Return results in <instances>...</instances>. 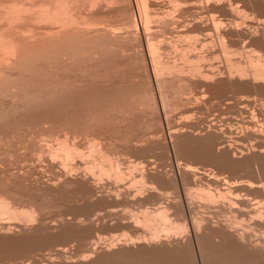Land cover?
Segmentation results:
<instances>
[{"label": "rangeland", "instance_id": "obj_1", "mask_svg": "<svg viewBox=\"0 0 264 264\" xmlns=\"http://www.w3.org/2000/svg\"><path fill=\"white\" fill-rule=\"evenodd\" d=\"M27 1L29 2V0ZM35 1L36 4L42 0ZM106 1L99 0L101 4L94 5L95 15L92 16V14L91 17L94 19L99 16L98 19L103 20L102 17L105 15L106 18L103 17L106 19L105 23L108 20L112 21L111 18H113L114 35L110 34L113 38H108V34L106 37L104 31L105 35L102 34L103 24L98 27L90 25L87 28L88 31L85 29L87 27L85 24V27L80 25L81 22L82 24L85 22L86 14L89 13L86 11L89 5L87 4L86 8V3H82L81 0L82 4L79 1L77 4L79 7L80 4L83 5V8L80 9L85 7L86 18L84 17L83 21L80 14L78 17H73L74 13L79 11L77 9L79 7H76L77 4L74 5L73 2V8L69 0L71 5V8L69 7L71 11L70 9L69 11L71 13L74 11L69 16L71 19L72 17L73 19L77 18L72 19L71 28L69 25L67 29L71 30L75 27L77 30L73 28V31L78 32V28H81L91 34L90 31L95 33L100 28L102 29L100 34L108 38V43L112 39L110 40L111 46L113 45V47L110 46L111 50L108 47L107 51L104 46L102 49L101 45L98 47L94 41L90 44L98 47L94 51L92 50V52H96L93 55L95 60L90 58L83 60L80 56L82 59L80 61L78 59L75 64H73L75 60L71 64L65 61H59L58 64H30L25 67L24 72L26 73L27 68H31L28 70L31 75L27 73L28 75L23 74L25 77L22 76V79H26L27 83L31 81L30 85L25 81L24 85L21 84L22 80L16 76L18 71L15 73L12 69L8 70L9 72L13 71L10 73L15 82L11 80L10 75L8 77L4 75L12 83H9L10 80L7 83L5 77L3 80L6 82L3 81L0 86V200L4 201L9 208L6 210L0 205V264H50L49 262L51 264H96L98 260L97 264H99L102 258L109 261L108 264H113L111 263L113 254L116 256L119 254L118 252L128 251L134 254L135 251L137 254L139 249L144 248L145 251L146 249L148 251L152 247L164 246L166 240L171 238L163 230L162 224L165 222L157 216L145 225L147 221L144 219L148 216L145 210L146 206L151 207L152 201L149 197L159 185V183L156 184V180H153L154 176L158 175L165 181L178 179V175L181 174L179 169L184 167L183 164L189 163V167L194 165L193 169H197L196 164L199 166L198 168L212 170L213 173L218 172V174L220 172L230 182L244 181V184L238 185L237 183L235 186H231L232 191L237 190L238 194L243 191L246 179L247 181L255 180V176H252L256 171L254 167H250V171L252 169L255 171L252 170L253 174L249 175L248 171L244 169L221 170L217 163L212 161L189 155H187L188 157L186 155L178 156L179 152L174 145L175 137L173 136H180L183 133L186 135L187 131L189 134L192 131L194 134L195 131V134L197 133L195 136L199 137L200 135L202 138L213 135L212 140L208 141L209 144L207 143V149H205L206 147L201 148L198 150L199 153L200 150L201 153H204L212 147L215 149L216 143L223 141L224 145H229L228 148L230 147L232 154L234 151L233 160L240 163L245 162L254 153L253 151H258L256 144L261 145L262 143L259 144L261 140L257 141L256 139L255 142L247 136L249 135L247 131L250 132L255 127L264 129V93H261L262 90L261 92L258 90L259 84V87L264 88V84L261 86L264 82L259 83L262 78H258L262 75L259 72L264 74V46H262L264 44L261 43H264V0H197L198 4L196 0V4L189 0L192 5L188 4V0ZM24 2L28 3L26 0ZM181 2L184 3L181 4ZM99 4L102 5L100 7L103 10H100ZM103 6L104 8H102ZM92 7H90L91 11L90 8L88 9L91 13H93ZM96 7H99V12ZM72 8H76V10ZM104 11L110 13L106 12L102 15V12L105 13ZM137 13H140L142 17L146 16L144 24L143 21L141 23L137 20ZM132 16H135L139 28L133 26L132 31L128 26L130 30L126 27V34L125 24L133 25V22H130L133 20ZM79 17L80 24L78 23ZM1 21L0 24L3 26V22L6 20ZM187 21L195 22L194 25L192 23L190 25ZM101 22L104 23V21ZM31 23L44 29L48 25L51 26L46 21L28 22V24ZM187 23L189 29L186 27ZM72 24L75 26L72 27ZM76 24L80 26L76 27ZM1 25L0 27H2ZM31 25L26 26L31 27ZM145 25L147 29L144 28V30ZM58 26L59 24L55 25L56 30ZM96 27L98 29L95 30ZM51 28L53 31L54 27ZM98 34L97 37L101 36ZM104 41L106 42V40H101L100 44H103ZM99 48L102 50H98ZM99 55L101 56L99 57ZM252 67L254 68L252 69ZM256 73L259 76L255 78L254 76L258 75ZM155 77L161 81L163 86L165 85L163 80L168 83L165 82V86L168 88L161 86L165 97L164 102L168 103H165L166 111L161 106ZM17 80L20 81V86H24L23 88L26 89H24V93L22 92L23 88L20 87V90L19 85H16L18 84ZM254 80L258 82H254ZM4 82L12 85L11 88ZM178 82H180V86L183 85L180 87L178 84L179 89L182 88V92L178 90L180 93H183L185 85L189 87L186 88L187 91L184 89V96L180 93L177 96L176 91L173 90H177ZM3 83L4 88L2 87ZM58 83L60 84L58 85ZM230 83L234 85L230 87ZM172 84L175 88L172 87ZM220 84L222 85L219 86ZM238 84L244 85V88ZM245 84H248L247 88ZM207 86L210 88L208 89ZM222 86L224 89H221ZM5 88L9 94L3 90ZM71 89L72 91H70ZM2 94L3 96H1ZM26 96L27 98H25ZM242 99L248 100L250 103L244 101L242 105ZM246 103L248 105L244 106ZM261 108L262 111H260ZM258 110L262 113L261 116L260 112H257ZM249 124L252 126H248L247 129ZM186 126L189 129L185 131ZM171 131H173L172 134ZM262 136L264 137V135ZM150 137L153 139L151 138L152 140L149 141ZM237 147L238 151L243 149L244 154L240 155L236 150ZM216 154L220 155V152L216 150ZM186 168L188 169V166ZM241 184L242 188H240ZM233 186L236 187L235 190ZM99 209L100 212L97 211ZM103 209L104 211H102ZM107 213L109 214L107 215ZM95 215H99L100 219ZM141 217L143 220H140ZM75 218L77 219L75 220ZM153 221H156L157 228ZM4 226H6V230L2 229ZM152 227H155L154 229L158 233ZM160 227L164 232L160 230ZM69 229L71 232H76V235L73 237L64 235L66 239L60 237L65 230ZM151 230L156 233L153 234V237L150 235V233L152 234ZM81 235L86 236L85 241L88 242L84 241L86 246L82 245L84 242L81 244L82 238H79ZM42 240L44 246H42L43 243H40ZM38 242L39 244H37ZM152 242L158 244L151 245ZM92 246L95 248L92 249ZM85 247L91 248L92 251L90 249L86 251ZM59 251L61 255L58 254ZM87 252L92 254L89 256ZM107 262L105 263L107 264ZM105 263L101 262V264Z\"/></svg>", "mask_w": 264, "mask_h": 264}, {"label": "bare ground", "instance_id": "obj_2", "mask_svg": "<svg viewBox=\"0 0 264 264\" xmlns=\"http://www.w3.org/2000/svg\"><path fill=\"white\" fill-rule=\"evenodd\" d=\"M7 1V2H6ZM25 0H0V21L2 19H5L6 22H3V26L0 27V86L1 83L3 81H5L7 79V83L9 82L8 80H10L9 78H7L10 75L11 78V71H15V73H17L16 71H18V75L19 76L17 78H20L19 80L21 81V84H23V82L26 80L22 79V76L25 77L23 74H30V72L27 71L26 73L24 72V70H26L25 67H28V65L30 66V64H58L59 61H65L68 62L69 64H71V62H73V60H75V62H73V64L76 63V61H80V59L85 58V60L87 59H94L96 52H92V50L94 51V49L100 47V45L102 46L101 48L103 49L104 47L107 48L108 51V47L110 49L111 43H110V39L109 43L107 42L108 38L112 37V35L110 36V34H113V18H111L112 21H109L107 18V23H105L106 19H104L103 17H105L104 14H106V12L108 11H104L105 13L102 12V15H104L102 17L103 20L98 19L99 16L96 18V20H94L92 16H94V5L100 3L99 0H81L82 3H86V8L87 6L90 8H93V13H91L90 11L92 10L91 8L89 9L90 11H88V9L86 10L85 7L84 9H80L83 8V5H81L82 3L80 2V0H73L72 3L74 2V5L78 3L80 4L76 7H79L77 9H79V11H77L76 13H74L75 16H79L78 14H80V17H82L81 19L83 20L85 17V10L87 11L88 14H86L87 19H84L85 22L82 24L79 23V21L81 20L79 17L78 23L80 25H83L85 27V25L87 26L85 29L87 30V28L91 25H93L92 27L96 26H102L101 24H103V30L99 28V31L96 30L98 29L97 27L95 28L97 34L94 35L95 33L92 31H90L91 34H88L87 31H85V29L81 30V28H78V32H74L73 31V25L72 24V29L69 30L67 29L68 26L72 23V19L69 16L70 14H72L74 11H71V0L69 3V0H42L41 2L43 3H36L35 4V0H29V2L26 0V3L24 2ZM45 1V2H44ZM103 1V0H101ZM105 2H107L106 0H104ZM113 2V0H111ZM189 1V0H188ZM194 1L193 3H195V0H191ZM204 1V0H203ZM262 1V0H261ZM76 2V3H75ZM111 2V3H112ZM208 2V1H207ZM256 2V1H255ZM71 3V4H72ZM104 3V2H102ZM184 3V2H183ZM181 2V4H183ZM188 3V2H186ZM196 3L198 4L199 2L196 0ZM195 3V4H196ZM88 4V5H87ZM101 4V3H100ZM99 4V7L102 6ZM145 4V3H144ZM188 4H191L190 1ZM194 4V5H195ZM201 4V3H200ZM70 5V6H69ZM74 5L72 4V7L74 8ZM143 5V4H142ZM185 5V4H184ZM192 5V4H191ZM193 5V6H194ZM82 6V7H81ZM144 6V5H143ZM262 6V5H261ZM70 7V8H69ZM99 7L96 9L97 12H99ZM108 7V6H107ZM106 7V8H107ZM191 7V6H189ZM195 7V6H194ZM207 7V6H206ZM259 7V6H258ZM72 8V9H73ZM104 8V6L102 7ZM139 8V7H138ZM188 8V6H187ZM196 8V7H195ZM199 8V7H198ZM70 9V11H69ZM189 9V8H188ZM233 9V8H232ZM73 10H76L73 9ZM81 10V11H80ZM83 10V11H82ZM108 10V9H107ZM137 10V8H136ZM263 10H264V6H263ZM110 11V10H109ZM112 11V10H111ZM231 11V10H230ZM80 12H83L82 14ZM85 12V13H84ZM262 12V11H261ZM110 13V12H108ZM126 14V13H125ZM143 14V13H142ZM147 14V13H146ZM145 14V15H146ZM100 15V13H99ZM107 16V15H106ZM113 17V14L111 15ZM76 17V18H77ZM89 17V18H88ZM101 17V15H100ZM127 17V15H126ZM131 17V16H130ZM137 17H138V21L144 24V21H146V16L142 17V15L140 13H137ZM136 17V18H137ZM75 18V19H76ZM86 18V17H85ZM92 18V19H91ZM106 18V17H105ZM110 18V17H109ZM73 19V20H75ZM133 19V20H132ZM132 24H125V28L124 30L126 31V27L129 28L133 31V26H137L136 21H135V16H132ZM2 20V21H5ZM83 20V21H84ZM148 20V19H147ZM213 20V19H212ZM1 21V22H2ZM31 21L33 22H40V21H46L48 22L51 26H44L45 29L43 27H38L35 26L34 24H28V22L30 23ZM100 23H99V22ZM101 21H104V23H102ZM137 21V23H138ZM193 21V19H192ZM189 22L187 21L189 24L190 23H194V22ZM52 22V23H50ZM111 22V23H109ZM186 22V21H185ZM201 22V21H200ZM56 23V24H55ZM77 23V24H78ZM178 23V22H177ZM187 23V28L189 27ZM197 23V21H196ZM212 23V22H211ZM52 24H59L58 29L56 30L55 25L53 26ZM76 27H79L80 25ZM85 24V25H84ZM100 24V25H99ZM215 24V23H214ZM26 25L31 27L33 26V28L31 27H27ZM44 25V24H43ZM141 25V24H140ZM148 25V24H146ZM146 25L144 28H146ZM185 25V24H184ZM191 25V24H190ZM194 25V24H193ZM192 25V27H193ZM196 25V24H195ZM35 26V28H34ZM82 26V28H83ZM131 26V27H130ZM144 26V25H143ZM180 26V25H179ZM182 26V25H181ZM216 26V25H214ZM239 26V25H238ZM51 27H54L53 31ZM71 28V25L69 26ZM138 27V26H137ZM142 27V26H141ZM39 28V29H38ZM119 28V27H118ZM123 28V27H122ZM128 28V29H129ZM135 28V27H134ZM139 28V27H138ZM183 28V27H181ZM41 29V30H40ZM121 29V28H120ZM129 29V30H130ZM137 29V28H136ZM147 29V28H146ZM189 29V28H188ZM56 30V31H54ZM75 30H77V28H75ZM81 30V31H79ZM93 30V28H92ZM94 30V31H95ZM102 30V34L105 35L106 37L108 36V38L103 37L101 33ZM128 30V33H129ZM135 30V29H134ZM145 30V29H144ZM98 31V32H97ZM103 31L105 32V34L103 33ZM136 31V30H135ZM264 32V30H263ZM93 33V34H92ZM125 33V32H124ZM108 34V35H107ZM127 34V31H126ZM146 34V33H145ZM151 34V33H150ZM89 35H92L91 37ZM114 35V34H113ZM95 36V37H93ZM127 36V35H126ZM136 36V35H135ZM93 37V38H92ZM116 37V36H115ZM92 41V39H94ZM98 39V41L96 42V40ZM106 40V42L103 44L101 43V40ZM104 38V39H103ZM113 38V37H112ZM145 38V37H144ZM139 39V38H138ZM96 43H95V42ZM100 41V42H99ZM117 41V40H116ZM119 41V40H118ZM117 41V42H118ZM131 41H133V39L131 38ZM134 41H135V37H134ZM263 41V40H261ZM94 42V44H97L98 47L94 44H90ZM259 42V41H258ZM113 43V41H112ZM257 43V42H256ZM260 43V42H259ZM262 44H264L263 42H261ZM119 44V43H118ZM261 44V45H262ZM94 45V46H93ZM116 45V44H115ZM122 45V44H120ZM131 45V43H130ZM152 45V44H151ZM257 45V44H255ZM259 45V44H258ZM104 46V47H103ZM119 46V45H118ZM124 46V45H123ZM141 46V45H140ZM153 46V45H152ZM264 46V45H262ZM113 47V45L111 46ZM117 47V45H116ZM115 47V48H116ZM122 47V46H120ZM127 47V46H126ZM102 49H98V50H102ZM120 49V48H119ZM133 49V48H132ZM111 50V49H110ZM115 50V49H114ZM123 50V49H122ZM152 50V49H151ZM127 51V50H126ZM200 51V50H199ZM105 53V51H103ZM124 52V51H123ZM157 52V51H156ZM202 52V51H201ZM98 53V52H97ZM101 53V52H100ZM151 53V52H150ZM87 54V55H86ZM106 54V53H105ZM153 54V53H152ZM202 54V53H201ZM109 55V54H108ZM82 56V58L80 57ZM98 56V54H97ZM101 55H99L100 57ZM131 56V55H130ZM136 56V55H135ZM144 56V55H143ZM205 56V55H204ZM80 57V58H79ZM99 57H97V59H99ZM131 58V57H130ZM159 58V57H158ZM202 58V57H201ZM106 59V58H105ZM139 59V58H138ZM207 59V58H206ZM95 60V59H94ZM101 60V59H100ZM104 60V59H103ZM102 60V61H103ZM153 60V59H152ZM157 60V59H156ZM250 60V58H249ZM264 60V59H263ZM70 61V62H69ZM99 61V60H98ZM135 61V60H134ZM139 61V60H138ZM253 61V60H252ZM87 62V61H86ZM94 63H96L95 61H93ZM153 62V61H152ZM230 62V61H229ZM250 62V61H249ZM249 62H247L249 64ZM262 62V61H261ZM82 63V61H81ZM89 63H91L89 61ZM106 63V62H105ZM163 63V62H162ZM252 63V62H250ZM62 64V63H61ZM64 64V63H63ZM86 64V63H85ZM240 64V63H239ZM142 65V64H141ZM159 65V64H158ZM251 65V64H250ZM256 65V63H255ZM37 66V65H36ZM264 66V65H263ZM155 67V65H154ZM238 67V66H237ZM240 67V66H239ZM255 67V66H254ZM252 67V69L254 68ZM264 68V67H263ZM9 69H12L10 72L8 71ZM242 69V68H240ZM208 70V69H207ZM245 70V69H244ZM251 70V69H250ZM8 71V72H7ZM12 71V73H13ZM157 71V70H156ZM248 71V70H247ZM256 71V70H255ZM263 71V70H262ZM241 72V71H240ZM257 72H259L257 70ZM28 73V74H27ZM254 74V72H251ZM262 75L259 76L258 75H253L255 78L257 76H259L258 78H262L260 81L259 79H257L260 82H264L263 78H264V74L262 72H259ZM239 74V73H238ZM4 75H7L4 76ZM15 75V74H14ZM31 75V74H30ZM29 75V76H30ZM158 75V74H157ZM213 75V74H212ZM211 75V76H212ZM240 75V74H239ZM245 75V74H244ZM247 76V75H246ZM6 77V78H5ZM13 77V76H12ZM28 77V76H27ZM26 77V78H27ZM35 77V76H34ZM37 77V76H36ZM158 77V76H157ZM155 81L156 84V88L158 90V95H159V99L161 102V106L162 109L165 110V106L166 102H164V95L161 91V86L164 87L166 85V81L163 80V84H165L164 86L162 85V83H160L161 81L157 80ZM220 77V76H219ZM252 77V76H251ZM5 78V80H3ZM180 78V77H179ZM159 79V78H158ZM164 79V78H163ZM232 79V78H231ZM240 79V78H239ZM254 79V78H253ZM12 80V78H11ZM10 80V81H11ZM162 80V79H161ZM166 80V79H165ZM168 80V79H167ZM241 80V79H240ZM239 80V81H240ZM244 80V79H243ZM247 80V78H246ZM257 80H254V82H258ZM13 81V80H12ZM9 82V83H12ZM20 81H16L18 84H16L17 86L19 85L18 88L22 87L20 86ZM29 81V80H28ZM250 81V80H249ZM6 82V81H5ZM4 82V83H5ZM15 82V81H13ZM31 82V81H30ZM30 82L27 83V81H25V83H27L28 85H30ZM48 82V80H47ZM50 82V81H49ZM166 82V83H165ZM176 82V81H175ZM173 82V83H175ZM181 82V81H180ZM180 82L177 83L176 89H173L174 91H176V95L178 96V93L182 92V88L179 89L180 87ZM4 83L2 84V87L4 85ZM34 83V82H33ZM39 83V82H38ZM37 83V84H38ZM57 83V82H56ZM172 83V82H171ZM185 83V82H184ZM188 83V82H187ZM258 83V84H259ZM35 84V83H34ZM54 84V83H53ZM60 83H58L59 85ZM86 84V82H85ZM100 84V83H99ZM168 84V83H167ZM176 84V83H175ZM179 84V86H178ZM257 84V83H256ZM264 83H262L261 86H263ZM5 85H9L6 84ZM15 85V83H14ZM24 85V84H23ZM57 85V84H56ZM82 85V84H81ZM92 85V84H91ZM173 85V84H172ZM222 84H220L219 86H221ZM225 85V84H223ZM232 85H234L233 83H230V87H232ZM236 85V84H235ZM239 85V84H238ZM246 88L248 86V84H245ZM253 85V84H250ZM6 86V87H7ZM12 86V85H11ZM11 86L9 85L8 87L11 88ZM16 86V87H17ZM26 86V85H25ZM36 86V85H35ZM43 86V85H42ZM50 86V85H49ZM80 86V85H79ZM78 86V87H79ZM86 86V85H85ZM84 86V87H85ZM89 86V85H88ZM87 86V87H88ZM228 86V85H227ZM240 86V85H239ZM244 88V85H241L240 87ZM255 86V85H254ZM258 86V85H257ZM256 86V87H257ZM260 86V84H259ZM258 86V90H261L264 93V88L263 87H259ZM7 87V88H8ZM14 87V86H13ZM24 87V86H23ZM22 87V88H23ZM30 87V86H29ZM38 87V86H37ZM53 87V86H52ZM81 87V86H80ZM94 87V86H93ZM166 87V86H165ZM174 87V85L172 86ZM178 87V88H177ZM185 87V88H184ZM183 88L186 90V85ZM204 87V86H203ZM215 87V86H214ZM223 87V86H222ZM239 87V88H240ZM255 87V88H256ZM1 88V87H0ZM4 88V87H3ZM3 89L5 92H8V90L6 91V89ZM9 88V90H11ZM35 88V87H34ZM60 88V87H59ZM77 88V87H76ZM86 88V87H85ZM84 88V89H85ZM110 88V87H109ZM108 88V89H109ZM168 88V87H166ZM175 88V87H174ZM206 88V86H205ZM208 88V86H207ZM210 88V87H209ZM208 88V89H209ZM213 88V87H212ZM229 88V86H228ZM17 89V88H16ZM25 88H23L22 92L24 93ZM29 89V88H28ZM36 89V88H35ZM42 89V88H41ZM107 89V87H106ZM184 89H183V93H180L181 95L184 94ZM218 89V88H217ZM221 89H224L221 88ZM220 89V90H221ZM238 89V88H237ZM2 90V91H3ZM21 90V88H20ZM26 90V89H25ZM33 90V89H32ZM44 90V89H43ZM58 90V89H57ZM77 90V89H76ZM81 90V89H80ZM86 90V89H85ZM113 90V89H111ZM145 90V89H144ZM147 90V89H146ZM180 90V92L178 91ZM189 90V89H188ZM17 91V90H16ZM15 91V92H16ZM37 91V90H36ZM41 91V90H40ZM47 91V90H46ZM72 91V89L70 90ZM83 91V90H81ZM90 91V90H89ZM109 91V90H108ZM255 91V89H254ZM21 92V93H22ZM29 92V91H28ZM33 92V91H32ZM43 92V91H41ZM54 92V91H53ZM60 92V91H59ZM257 92V89H256ZM12 93V92H11ZM20 93V94H21ZM46 93V92H45ZM58 93V92H57ZM61 93V92H60ZM1 94V93H0ZM3 94H7V93H3ZM3 94L1 96H3ZM9 94V92H8ZM14 94V93H13ZM36 94V93H35ZM38 94V93H37ZM49 94V93H48ZM165 94V93H164ZM174 95V93H172ZM179 94V96H180ZM259 94V93H258ZM28 95V94H27ZM137 95V94H136ZM143 95V94H142ZM146 95V94H145ZM187 95V94H186ZM25 96V95H24ZM31 96V95H29ZM29 96H28V100H29ZM176 96V97H177ZM184 96V95H183ZM188 96V95H187ZM251 96V95H249ZM37 97V96H35ZM143 97V96H142ZM182 97V96H181ZM180 97V98H181ZM189 97V96H188ZM24 98V97H23ZM27 98V96L25 97ZM24 98V99H25ZM39 98V96H38ZM49 98V97H48ZM138 98V97H137ZM243 98V97H241ZM245 98V97H244ZM22 99V100H24ZM32 99V97H31ZM176 99V98H175ZM178 99V98H177ZM188 99V98H187ZM248 99V97H247ZM26 100V99H25ZM33 100V99H32ZM37 100V99H36ZM243 102L241 101L242 105L244 104L245 99H242ZM249 100V99H248ZM248 100H246L245 102H248ZM263 100V99H262ZM19 101V100H18ZM151 101V100H150ZM250 101V100H249ZM189 102V101H188ZM260 102H262L260 100ZM147 103V102H145ZM155 103V102H154ZM166 103V104H165ZM250 103V102H248ZM7 104V103H6ZM143 104V103H142ZM264 104V102H263ZM241 105V106H242ZM248 104L246 103L247 106ZM17 106V104H16ZM19 106V105H18ZM21 106V105H20ZM152 106V105H151ZM167 107V106H166ZM153 108V106L151 107ZM243 108V107H242ZM248 108V107H246ZM144 109V108H143ZM260 109V108H259ZM240 110V109H239ZM264 110V108H263ZM244 111V109H243ZM247 111V110H245ZM262 111V108L261 110ZM259 110L257 112H260ZM241 112V111H240ZM252 112V111H251ZM264 112V111H263ZM246 113V112H245ZM165 114V113H164ZM252 114V113H250ZM261 112H260V116H261ZM166 115V114H165ZM258 115V114H257ZM253 116V115H252ZM259 116V117H260ZM264 116V115H263ZM256 117V115H255ZM253 117V118H255ZM257 118V117H256ZM262 117H260L261 119ZM252 119V118H251ZM250 120V119H249ZM258 120V119H257ZM263 120V119H261ZM260 120V121H261ZM253 121V119H252ZM252 121H250V123H253ZM264 122V121H263ZM259 123V122H258ZM262 123V122H260ZM214 124V123H213ZM256 124V123H255ZM255 124H253L255 126ZM263 124V123H262ZM258 125V124H256ZM261 125V124H260ZM248 126H252V125H247V129ZM264 126V124H263ZM261 127V126H260ZM185 128V127H184ZM184 128H183V132H184ZM187 128V126H186ZM254 128V127H251ZM250 128V129H251ZM259 127H255V129L250 130V132L247 131V134L249 133V135H247L249 138H251L252 140H254L256 142L260 141V143H262L261 145H257L258 151L256 152L253 151L254 153L248 157V159L245 160V162L240 163L238 161L233 160V158L235 157L234 151L233 154L231 153V149L230 147L228 148V146L224 145L225 143L223 141H220L218 143H216L215 149L210 148L208 149L206 152L201 153L202 151L200 150L199 153V149L201 148H205L207 149V143L209 144V140H212V138L214 137L213 135H210L207 138H202L195 136V131L193 134V131L190 128V134L187 131V134L185 135V133H183L182 135L180 134L177 136H173L175 137V147L178 150V156L180 155H186V157H188L187 155L194 156L195 158H202L205 159L206 161H212L217 163L218 167L221 170H237V169H244L245 171H248L249 175H252L253 173L250 171V167H254L253 170L255 171V174H253L252 176H255V180L251 181L250 179L247 181L246 179V183L245 186L243 188V191L239 192L235 190L236 187H234L237 183L238 185L240 183L244 184L241 180L240 182L238 181H232L230 182L227 177H224L223 174H218L217 173H213V171H207L204 169H202L201 167L198 168L199 166L195 164V166H197V169H193L192 166L194 165H190L191 167H189V163L183 164V168L179 169L180 170V175L178 179H173V180H164L162 177L155 175L153 180L157 181L156 184L159 183V185H161L160 187L157 186V189L155 188L154 192L152 195H150L149 199L151 202V207H147L146 206V210L145 212L147 213V217L146 219H144V221H147L145 223V225L147 223H149L150 221H152V218H156L157 216H159L160 220H162L163 222H165L164 224H162L163 226V230H165V232L171 236V238H169V240H166V244L164 246L160 245V248L157 247H152L150 248L148 251L146 249H139V252H136L137 254H134L133 252L130 253L128 251L126 252H118L114 257L112 258L111 263L113 264H264V137L262 135L263 134V130L264 129H256ZM189 128L185 129L188 130ZM246 129V130H247ZM206 130V129H205ZM170 131V130H169ZM216 131V130H215ZM173 131H171L172 134ZM181 132V131H180ZM211 132V131H210ZM177 133L179 134V131H177ZM174 134V133H173ZM176 134V132H175ZM174 134V135H175ZM208 134V133H207ZM219 134V133H218ZM209 135V134H208ZM222 135V134H221ZM219 136V135H218ZM154 137V136H152ZM149 138L150 139L152 138ZM75 138V137H74ZM223 138V137H222ZM221 138V139H222ZM245 138V137H244ZM145 139V138H144ZM153 139V138H152ZM151 139V140H152ZM220 139V138H219ZM260 139V140H258ZM63 140V139H62ZM68 140V139H67ZM74 140V139H72ZM147 140V139H146ZM263 140V142H262ZM111 141V140H110ZM144 141V140H143ZM147 141V142H149ZM154 141V140H153ZM253 141V142H254ZM104 142V141H103ZM140 142V141H139ZM145 142V141H144ZM156 142V141H155ZM174 142V141H172ZM246 143V142H245ZM258 143V142H257ZM137 144V143H136ZM173 144V143H172ZM211 144V141H210ZM241 144V143H240ZM112 145V144H111ZM247 145V144H246ZM254 145V146H256ZM65 146V145H64ZM63 146V149H64ZM67 146V145H66ZM91 146V145H90ZM114 147V145H112ZM123 146V145H122ZM127 146V145H126ZM131 146V145H130ZM133 146V145H132ZM153 146V145H152ZM173 146V145H172ZM209 146V145H208ZM103 147V146H102ZM174 147V148H175ZM236 147V146H235ZM250 147V146H249ZM253 147V146H252ZM70 148V147H69ZM101 148V147H100ZM111 148V147H110ZM173 148V147H172ZM241 148V147H240ZM95 149V148H94ZM99 149V148H98ZM109 149V148H108ZM131 149V148H130ZM134 149V148H133ZM139 149V148H138ZM233 149V148H232ZM238 149V147L236 148V150ZM103 150V149H102ZM111 150V149H110ZM175 150V149H174ZM216 150L218 152H220V155L216 154ZM235 150V149H234ZM243 149L241 150H237L239 152V154H244ZM245 150V149H244ZM254 150V149H251ZM67 151V149H66ZM108 151V150H107ZM106 151V152H107ZM143 151V150H142ZM236 151V152H237ZM131 152V151H130ZM144 152V151H143ZM148 152V151H147ZM175 152V151H174ZM177 152V151H176ZM247 152V151H246ZM256 152V154H255ZM70 153V152H69ZM97 154V153H96ZM100 154V153H98ZM111 154V153H110ZM145 154V153H144ZM251 154V153H250ZM73 155V154H72ZM103 155V154H102ZM238 155V154H237ZM177 156V157H178ZM64 157V156H63ZM67 157V156H66ZM96 157V156H95ZM110 157V155H109ZM194 157L192 158L194 160ZM237 157V156H236ZM108 158V157H107ZM98 159V158H97ZM191 159V158H190ZM82 160V159H81ZM168 160V159H167ZM93 161V160H92ZM91 161V162H92ZM170 161V160H169ZM183 161V160H182ZM86 162V161H85ZM98 162V160H97ZM103 162V161H102ZM187 162V161H186ZM66 163V162H65ZM96 163V162H95ZM101 163V162H100ZM178 163V162H177ZM182 163V162H181ZM199 163V162H198ZM201 163V162H200ZM102 164V163H101ZM61 165V164H60ZM65 165V164H64ZM95 165V164H94ZM71 166V165H70ZM107 166V165H106ZM109 166V165H108ZM112 166V164H111ZM173 166V165H172ZM188 166V169L185 167ZM97 167V165H96ZM104 167V166H103ZM102 167V168H103ZM114 167V166H113ZM204 167V166H203ZM89 168V167H88ZM87 168V169H88ZM100 168V169H102ZM115 168V167H114ZM119 168V167H118ZM195 168V167H194ZM109 169V168H108ZM113 169V168H112ZM185 169V170H184ZM71 170V169H70ZM82 170V169H81ZM104 170V169H103ZM178 170V171H179ZM94 171V170H93ZM96 171V170H95ZM109 171V170H108ZM182 171V172H181ZM186 171V172H185ZM238 171V170H237ZM61 172V171H60ZM114 172V171H113ZM163 173V172H162ZM117 174V171H116ZM119 174V173H118ZM122 174V173H121ZM164 174V173H163ZM246 174V172H245ZM165 175V174H164ZM95 176V175H94ZM118 176V175H117ZM152 176V175H151ZM162 176V175H161ZM70 177V176H69ZM251 177V176H250ZM63 178V177H62ZM165 178V177H164ZM229 178V177H228ZM93 179V177H92ZM91 179V180H92ZM61 180V179H60ZM65 180V179H64ZM84 180V179H83ZM57 181V180H56ZM55 182V181H54ZM87 182V181H86ZM58 183V181H57ZM52 184V183H51ZM59 184V183H58ZM78 184V183H77ZM93 184V183H92ZM242 184L240 185V188H242ZM232 185H234V190L232 191ZM64 186V185H63ZM242 186V187H241ZM151 187V186H150ZM68 188V187H67ZM96 188V187H95ZM66 189V188H65ZM70 189V188H69ZM153 189V188H152ZM59 190V189H58ZM61 191V190H60ZM59 191V192H60ZM64 191V188H63ZM77 192V191H76ZM84 192V191H83ZM82 192V193H83ZM64 193V192H63ZM91 193V192H89ZM78 194V193H77ZM81 194V193H80ZM88 194V193H87ZM57 195V194H56ZM82 195V194H81ZM96 195H98L96 193ZM107 195V194H106ZM70 196V195H69ZM76 196V195H75ZM80 196V195H79ZM103 196V195H102ZM65 197V196H64ZM112 198V197H111ZM15 199V198H14ZM7 200V198H6ZM101 200V199H100ZM76 201V200H75ZM82 201V200H81ZM149 201V202H150ZM0 205L1 207L3 206V208L6 210H9L8 205L4 203V201L0 200ZM14 204V203H12ZM43 204V203H42ZM96 205V204H95ZM10 206V205H9ZM13 206V205H12ZM15 207V206H14ZM13 207V209H14ZM102 208V207H101ZM108 208V207H107ZM17 209V208H16ZM90 209V207H89ZM76 210V209H75ZM152 210V211H151ZM5 211V210H4ZM71 211V210H70ZM92 211V210H91ZM96 211V210H95ZM100 212V209L97 210ZM104 211V209L102 210ZM11 212V211H10ZM23 212V211H22ZM14 213V211H13ZM96 213V212H95ZM98 213V212H97ZM96 213V214H97ZM111 213V211H110ZM31 214V213H30ZM101 214V213H99ZM109 213H107L108 215ZM93 215V214H92ZM106 215V214H105ZM143 215H146L143 213ZM19 216V215H18ZM26 216V215H25ZM96 217H98V219H100L99 215H95ZM93 216V217H95ZM104 216V215H103ZM17 217V216H16ZM91 217V216H90ZM109 217V216H108ZM21 218V217H20ZM139 218V217H138ZM15 219V218H14ZM77 218H75L76 220ZM104 219V218H103ZM131 219V218H130ZM134 219V218H132ZM93 220V219H92ZM138 220V219H137ZM140 220H143L142 217ZM159 220V219H158ZM157 220V221H158ZM18 221V220H17ZM21 221V220H20ZM79 221V219H78ZM81 221V220H80ZM84 221V220H83ZM82 221V222H83ZM94 221V220H93ZM136 223V220H134ZM160 221V222H162ZM73 222V221H72ZM86 222V221H85ZM143 222V221H142ZM154 226L156 227V221ZM162 222V223H163ZM76 223V222H75ZM88 223V222H87ZM18 224V223H17ZM142 224V223H141ZM152 224V223H151ZM150 224V226H152ZM10 225V224H9ZM19 226V224H18ZM22 226V225H21ZM53 226V225H52ZM149 226V225H147ZM146 226V227H147ZM6 226H4L2 229H7L5 228ZM8 227V226H7ZM10 227V226H9ZM8 227V228H9ZM74 227V226H73ZM154 227V228H155ZM14 228V227H13ZM153 228V227H152ZM150 228V229H152ZM153 228V229H154ZM157 228V227H156ZM159 228V227H158ZM49 229V228H48ZM90 229V227H89ZM144 229V227H143ZM11 230V229H10ZM17 230V229H16ZM86 230V229H85ZM155 230V229H154ZM160 230L161 227H160ZM159 230V231H160ZM162 230V231H163ZM150 233V235L156 234ZM150 231V232H151ZM183 231H186V233H183ZM51 232V231H50ZM87 232V231H86ZM164 232V231H163ZM89 233V232H87ZM146 233V232H145ZM149 233V232H148ZM7 234V233H6ZM92 234V233H91ZM42 235V234H41ZM64 235L66 237H73L74 235H76V232H71L70 229L69 230H65L63 232V234L60 236L62 238H65ZM165 235V234H164ZM28 236V235H27ZM40 236V235H39ZM47 236V235H46ZM100 236V235H99ZM144 236V235H143ZM158 236V235H157ZM156 236V237H157ZM160 236V235H159ZM77 237V236H76ZM98 237V235H97ZM151 237V236H149ZM155 237V235H154ZM82 238V242L80 239L81 244L85 241L86 236L81 235ZM143 238V237H142ZM141 238V239H142ZM145 238V237H144ZM25 239V238H24ZM41 239V238H40ZM47 239V238H46ZM45 239V240H46ZM57 239V238H56ZM78 239V237L76 238ZM137 239V238H136ZM139 239V238H138ZM152 239V238H151ZM154 239V238H153ZM21 240V239H20ZM61 239H59V242ZM68 240V239H67ZM93 240V239H92ZM100 240V239H99ZM129 240V239H128ZM135 240V238H134ZM146 240V239H145ZM149 240V239H148ZM147 240V241H148ZM32 241V240H31ZM34 241V240H33ZM48 241V240H47ZM89 241V240H88ZM124 241V240H123ZM132 241V240H131ZM162 241V240H161ZM164 241V240H163ZM63 242V241H62ZM87 242V241H85ZM85 242L82 244L84 245ZM91 242V241H90ZM89 242V243H90ZM99 242V241H98ZM134 242V241H133ZM141 242V240H140ZM149 242H151V240H149ZM40 243H43L42 246H44V241L42 240ZM48 243V242H47ZM88 243V242H87ZM156 243V242H155ZM153 243L151 245H157L158 243ZM39 244V242L37 243ZM36 244V245H37ZM50 244V243H49ZM97 244V243H96ZM127 244V243H126ZM134 244V243H133ZM21 245V244H20ZM40 245V246H41ZM47 245V244H46ZM81 245V247H82ZM87 245V244H86ZM84 245V246H86ZM94 245V244H93ZM33 246V245H32ZM61 246V244H60ZM89 246V245H88ZM91 246V245H90ZM89 246V247H90ZM95 246V245H94ZM162 246V247H161ZM79 247V246H78ZM151 247V246H150ZM26 248V247H25ZM33 248V247H31ZM70 248V247H69ZM86 248V247H85ZM95 248V247H94ZM92 246V249H94ZM105 248V247H104ZM90 249L92 251L91 248H86ZM59 250V249H58ZM57 250V251H58ZM62 250V249H61ZM88 250V251H90ZM97 250V249H96ZM124 250V249H123ZM23 251V250H22ZM84 251V252H86ZM90 251V252H91ZM95 251V250H94ZM93 251V252H94ZM51 252V251H50ZM60 252V251H59ZM90 252H87L89 254V256L92 254ZM26 254V253H24ZM61 255V252L58 253ZM85 255V254H84ZM59 256V255H58ZM83 256V255H82ZM87 257V256H86ZM111 257V256H110ZM74 258V257H73ZM76 258V257H75ZM78 258V256H77ZM107 258V257H106ZM105 258V259H106ZM109 258V257H108ZM107 258V259H108ZM59 259V258H58ZM82 259V258H80ZM106 259V260H107ZM79 260V259H78ZM103 258L101 259V262L105 263L107 261L103 260ZM111 260V259H109ZM48 261V260H47ZM50 261V260H49ZM48 261V262H49ZM54 261V259H53ZM52 261V262H53ZM81 261V260H80ZM83 261V260H82ZM99 261V260H98ZM97 261V263H98ZM105 261V262H104ZM34 262V261H33ZM70 262V261H69ZM94 262V261H93ZM101 262L99 264H101ZM109 262V261H108ZM107 262V264H108ZM51 264V262H49ZM96 263V264H97ZM110 263V262H109ZM76 264V263H75ZM106 264V263H105Z\"/></svg>", "mask_w": 264, "mask_h": 264}]
</instances>
